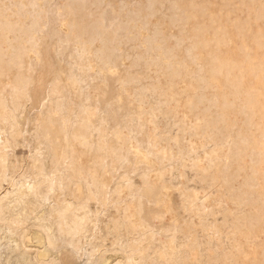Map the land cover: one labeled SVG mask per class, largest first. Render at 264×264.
Returning a JSON list of instances; mask_svg holds the SVG:
<instances>
[{"label":"bare ground","instance_id":"6f19581e","mask_svg":"<svg viewBox=\"0 0 264 264\" xmlns=\"http://www.w3.org/2000/svg\"><path fill=\"white\" fill-rule=\"evenodd\" d=\"M0 264H264V0H0Z\"/></svg>","mask_w":264,"mask_h":264}]
</instances>
